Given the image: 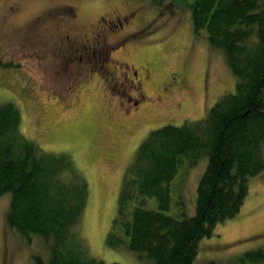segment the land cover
I'll list each match as a JSON object with an SVG mask.
<instances>
[{
	"label": "rangeland",
	"instance_id": "rangeland-1",
	"mask_svg": "<svg viewBox=\"0 0 264 264\" xmlns=\"http://www.w3.org/2000/svg\"><path fill=\"white\" fill-rule=\"evenodd\" d=\"M191 1L0 0V62L7 63L0 65V105L12 101L20 111L24 136L45 151L68 153L82 172L89 196L79 231L91 254L106 263L148 264L145 256L128 247L125 236L117 246L105 243L122 178L138 145L153 129L201 118L221 94L234 90L235 77L224 53L209 45L204 32L192 30ZM132 10L134 16L123 31H140L112 51V58L146 64L154 78L145 84L148 93L177 73L186 84L173 89L177 104L149 103L136 115H124L111 98L122 95L119 88L113 89L96 72L83 71L85 66L100 69L94 58L82 57L87 62L81 67L62 64L52 45L55 48L54 41L64 35V26L38 16L47 12L69 16L70 31L90 36L100 16L108 14L106 19H111ZM108 36L107 46L115 45L113 36ZM206 164L203 156L193 166L185 161L179 165L169 184L171 206L166 213L194 214L196 189ZM8 205L9 193L0 194V264H35L36 254L47 259L41 236L27 240L6 225ZM147 207H157L153 198ZM259 248H264V172L249 177L240 211L199 240L192 264H253L245 253Z\"/></svg>",
	"mask_w": 264,
	"mask_h": 264
},
{
	"label": "trees",
	"instance_id": "trees-1",
	"mask_svg": "<svg viewBox=\"0 0 264 264\" xmlns=\"http://www.w3.org/2000/svg\"><path fill=\"white\" fill-rule=\"evenodd\" d=\"M188 7L193 32H204L209 45L224 53L235 85L201 118L151 130L124 173L105 243L117 246L125 236L148 264H192L199 240L240 211L249 177L264 172V0H192ZM20 122L12 101L0 105L6 225L27 240L43 238L48 257L34 255L35 264H122L93 256L79 231L89 187L70 155L41 149L24 136ZM203 156L207 164L194 214L166 213L179 165L193 166ZM150 198L157 207H147ZM246 257L264 264V248L247 251Z\"/></svg>",
	"mask_w": 264,
	"mask_h": 264
},
{
	"label": "flooded vegetation",
	"instance_id": "flooded-vegetation-1",
	"mask_svg": "<svg viewBox=\"0 0 264 264\" xmlns=\"http://www.w3.org/2000/svg\"><path fill=\"white\" fill-rule=\"evenodd\" d=\"M134 13L132 10L129 13H125L124 16H115L111 19H106L107 16L105 15L108 14L100 16V24L96 27L93 26L95 28L91 31L93 33L90 36L85 33L82 35L74 34L73 31H70L72 27L69 28L67 24L70 20L69 16L57 15L56 12H47L38 16L40 19L49 17L51 21L60 24V27L64 26L62 30V32H65H63L64 38L61 36L54 41L56 43L55 48H53L55 45H52V50L55 55H58L57 57L60 58L62 64L65 61V63L67 62L70 65L77 63V67H81V63L87 62L82 57L90 54L91 58H94L93 63L99 66L100 69H95V66H85L83 71L88 74L96 72L107 83H112L111 87L113 89L119 88L117 91L122 92L120 96L124 98L119 95L116 96V99L111 95V98L118 101L117 107L124 115H136L143 108V105L149 103L177 104L179 102L178 96L175 95L173 89L176 86H184L186 84V80L182 75L177 73V77H168L165 81L158 84L156 90L148 93L147 89H145V84L148 81H153L154 78L152 70L146 64L135 65L133 61H122L112 58V51L122 48L129 39L140 31L139 29L130 28L123 31L124 25H129V20L134 16ZM108 35L113 36L115 45L107 46ZM78 54L79 57H77ZM88 65L90 64L88 63ZM132 89H135V92L132 93ZM172 97L173 99L171 100Z\"/></svg>",
	"mask_w": 264,
	"mask_h": 264
}]
</instances>
